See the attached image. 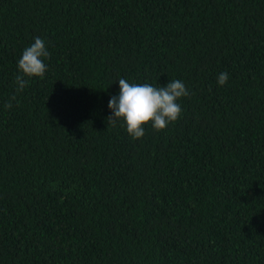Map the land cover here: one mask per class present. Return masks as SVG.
<instances>
[{
  "label": "trees",
  "instance_id": "16d2710c",
  "mask_svg": "<svg viewBox=\"0 0 264 264\" xmlns=\"http://www.w3.org/2000/svg\"><path fill=\"white\" fill-rule=\"evenodd\" d=\"M120 78L180 118L108 124ZM0 264H264V0H0Z\"/></svg>",
  "mask_w": 264,
  "mask_h": 264
},
{
  "label": "clouds",
  "instance_id": "9594fccd",
  "mask_svg": "<svg viewBox=\"0 0 264 264\" xmlns=\"http://www.w3.org/2000/svg\"><path fill=\"white\" fill-rule=\"evenodd\" d=\"M50 57L45 41L39 37L26 47L18 60V74L15 76L16 92H22L31 78H43L48 71L44 63ZM119 94L113 95L108 108L111 115L106 119L108 124L115 126L118 120L124 122L127 133L135 140L145 135V126L151 125L154 130L162 131L171 123L176 122L182 113L177 101L188 96V90L180 80L170 81L163 86H153L149 83H129L120 78ZM228 82V73L219 74L217 83L221 86ZM13 95L11 100H15ZM11 108V102L5 105Z\"/></svg>",
  "mask_w": 264,
  "mask_h": 264
}]
</instances>
